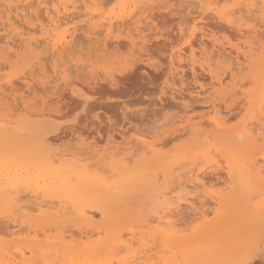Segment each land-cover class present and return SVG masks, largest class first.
<instances>
[{
	"label": "rangeland",
	"instance_id": "1",
	"mask_svg": "<svg viewBox=\"0 0 264 264\" xmlns=\"http://www.w3.org/2000/svg\"><path fill=\"white\" fill-rule=\"evenodd\" d=\"M77 1L78 5H80L81 0ZM168 1L169 0H99L98 2L100 4L97 2L98 5L93 7L90 5V2L85 0V4H87L89 9L82 7V9L84 8L83 11L80 10L81 8L79 7V12L78 10L76 12L82 14H78L79 17L72 23L64 26L59 32L55 33L52 43L61 35H66L67 38L66 43L57 50L56 57H51L50 53L48 54L46 49H44V45L46 44L45 39H47L48 36L41 31H37L33 35L34 40H37L39 37L37 41L43 44L38 56L35 58L31 57V59L27 54L20 53L17 54L18 56L15 54V57L9 55L12 59L9 60L10 57L8 53L6 51L5 53L0 51V93L2 94L0 95V131L5 129L6 131L4 130L5 132L3 131L2 133V135H5L4 133H7L9 129L13 128L17 133L14 134L15 136L12 139L11 136L13 134L9 135L8 141L11 143L0 144L2 148L0 149V180L8 183V179L18 177V180L24 182V185L19 187L17 191H19L20 195L23 194L22 198L26 196L25 198L28 199L32 196V189L45 183L42 175L45 169L44 156L46 153L47 155L49 153L68 154L66 159L71 164L76 163L88 166L89 162L92 164L93 161L97 159L94 158L92 160L89 158V156L94 154H91L93 152L91 151L93 147L95 148H93L95 152H103V150L106 151L107 148L111 146H125L139 138L145 137V134L148 132H152L150 136L153 135L155 138L147 139L150 143L155 140L156 143L157 141H159V143L162 141L165 142L163 146H157L161 158L164 157V166L162 165V161L158 162L150 158L151 155L146 156V158H144V160L146 159L145 161L142 160L143 162L141 161L137 165L134 164L135 166L131 164L129 167L125 168L122 164L117 163L122 170L124 168V174L128 175L126 177H131V180L135 181H132L133 185H131V189H129L127 193L120 194L115 197L114 200H109L107 198H102V200L101 197L100 199H96L98 204L96 206L105 209L107 215H102L101 210L97 209L94 204L93 206L89 204L87 207L92 208L93 211L96 212V216L91 223L81 221L75 216L67 214L56 223H52L53 225L50 224L52 225L51 227H44L45 229L47 228L46 230L48 231H44L42 226L37 228L38 230L42 228L43 232H45V234L38 232L39 236L42 235L40 237L42 242L44 239L43 243H45L46 237L50 238L56 236L59 231L62 230H65V232L67 231L66 234L69 236L74 234L76 240L78 238V240L81 239L79 235L80 230L82 232L89 231L88 237L82 238L84 242L81 240L78 242L77 250L81 253L83 252L81 251L83 248L88 247L85 251L92 248L95 250V253L91 254V259L90 255L87 256L90 260L86 259L85 261L84 259H80L79 262L81 263V261H83V263L87 262L91 264L92 262L97 264L94 262L97 260V262L101 261V263L98 264H111L110 261L113 260L112 263L115 264L117 263L116 258H120V256L122 258L124 255L127 256L129 252L123 250L125 253L119 251L117 254L109 249L108 244L118 235H122L125 240L131 239L132 235L131 233L129 234V232L134 231L133 240H130V242L133 245L136 244L132 250H137L139 247H142L143 244L148 243L150 247L152 246L155 248V251H167L168 257L174 256L177 260L182 261V264H264V257L261 256H264V220L257 221V219L253 218V216H264V186L262 188L258 183V169L260 166L263 167L260 176L263 177L262 180L264 182V164H258L256 166L258 169H253L255 171L248 170V162L251 159L257 158L260 162H263L261 159L264 155V141H260L256 145H253L252 143L250 144L248 138L243 139L242 135H240V131L245 127L247 122L252 120L256 117L255 115L259 113L261 104L257 106L258 108H256L257 104H255V106H253L255 110L252 105L253 102H255L254 100H256L254 99L256 96L255 94L262 88L261 85L263 84L262 82H264V59H262L260 63L252 64L244 73L242 72L239 74L237 77L239 78L240 76V78H237L238 80L235 81L236 83L229 82L224 84V93L220 88H213V86H211L213 84L211 75L207 70L201 68V66L206 65L208 61H206V59L204 60L200 54L202 48L200 44H207L209 47L207 48L212 51V45L220 43L228 47L230 45L242 46L244 45V40L236 32L235 27L220 18L224 17V13L226 12L225 8L211 6L209 4L201 7L196 0ZM16 2V0H9V2L8 0H0V4L2 3L1 5H3H0V9L3 11L12 3L16 6L18 4ZM30 2H32V4L34 2L35 10L32 8L31 10L34 11H32V13L30 10L29 16L32 13L33 19L39 17V20L35 18L33 22V24H35L34 26L37 27L38 25L36 24L41 25L46 19L45 12L41 10V13L38 0H25L23 4L25 6V4L27 5ZM239 2L242 7H246L245 5L248 6L251 0H239ZM159 4L161 7H159ZM81 5H83V3H81ZM206 8L207 11L205 10ZM213 8L215 9L212 11ZM128 10L130 11L128 12ZM2 11L0 12V27L1 23L3 24V22L6 21L4 16L2 18V14L5 15L4 11ZM197 11H205L204 14H206V19L204 21L199 20L198 26L195 27L194 18L197 17ZM87 12L91 14L89 13L87 15ZM35 13L39 15L36 16V14L34 16ZM42 14L45 19H41L43 18ZM14 15L15 14H13V16ZM111 23L113 24L112 27H110ZM117 25L118 27L116 28ZM199 25L203 26V29ZM136 28L137 30H135ZM143 30L146 32L144 31L143 33ZM137 32L139 35L136 34ZM6 33L8 34L7 36ZM10 34H13L14 37V32H11V30H0V36L4 35V37L1 36L4 40L1 46L6 44L5 40L12 39ZM183 35L184 37H182ZM207 35H209V37ZM129 37H131V39H129ZM91 38L94 39L90 40ZM40 39H42V41ZM115 40L121 41L124 44L122 46L123 48L118 47ZM127 40L129 42L130 40H132L131 42L134 41L133 46ZM108 41L110 44L107 43ZM209 41H211V44L213 42V44L211 45ZM107 44H109V46ZM191 44L193 47H191ZM112 45L114 46L112 47ZM103 46L104 49L102 48ZM116 46L117 48L115 49ZM144 46L146 48H143ZM180 55L182 57L180 58L181 62L178 61L180 60ZM20 59H22L21 65L18 63L21 62ZM197 61H200L199 64ZM172 63H174L173 65L176 68V72L174 68L171 70L173 66H171ZM224 64L225 63H221L218 66V71L217 67L215 68L214 66L216 70L214 73L222 74V72L224 73L228 70L229 63H227V65ZM192 65H194L196 74L192 71ZM252 66L254 67L252 68ZM219 67L221 68L219 69ZM197 68L201 69L199 70ZM56 70H60L61 73L56 72ZM173 72H175V75ZM248 74H250V76ZM29 75L31 77H29L28 80ZM246 75V80H244L242 77ZM185 76L186 78H184ZM251 76L253 77L252 80L250 79ZM255 76L256 78H254ZM113 78L116 80L114 79L112 81ZM196 81H201L200 83L203 85V90L200 89V83ZM244 83H246L245 86H243ZM189 86L192 87L190 88ZM175 87L177 89H175ZM13 88L15 90H13ZM235 89L237 91L240 89L244 90L247 96L250 94L247 101L245 103L243 102L244 104L242 107L240 106V104H242L240 103L242 99L234 100L235 97L231 98L232 94L236 91ZM198 90L203 94L201 93L198 96ZM211 92L214 93L212 94ZM174 94L177 96H185L184 101L178 102L177 99L173 98L176 96ZM216 95L219 97L215 98L214 96ZM208 97H214L216 100H219L221 105H224L222 108H227V111H230L226 115V111L222 110L227 118L225 121L226 127L223 130L218 131V128L216 130L214 125L207 126L209 116L202 117L201 115L208 105V103L205 102L204 104L203 102L201 103V101L205 98L207 99L205 100L208 101ZM199 99L200 102L198 101ZM192 101L195 104L199 103L197 104L198 107H194ZM236 102H239V104ZM185 105H188L185 107V109L187 108L186 110L184 108L182 109ZM99 106L100 108H98ZM114 107L115 109H113ZM17 112H19V114H17ZM247 116L248 118L246 119ZM200 122L203 125H199ZM176 125L179 127V130L182 127L193 125L191 129L188 128L191 134L175 141L176 139L174 140V137L179 134L175 132L178 130ZM236 129H238L237 132ZM226 130L227 132L225 133L224 131ZM141 132L143 133L141 134ZM149 133L147 136H149ZM169 133L171 134L166 135ZM237 133L239 134L237 135ZM201 134L203 136H201ZM159 135H161L160 138ZM233 136L236 138H233ZM44 138H49L50 140H47L49 143H43L42 141L45 140ZM12 146L13 148H11ZM9 149L10 151H8ZM46 149L49 150L44 151ZM28 151L31 154L27 153ZM80 158L81 160H79ZM138 158L139 157H137V159ZM12 159L15 161L13 165H11L10 162ZM233 163L236 168L233 166ZM170 164L172 166H170ZM13 167L15 170H13ZM155 167H157V169ZM165 168L168 169V171L173 169L172 172L170 171L172 173L171 175L183 173L182 171L188 174L191 168H193L192 170L197 168L194 170L195 172L201 171L202 173L205 172L204 174H208H206L207 176L205 177V186L199 188L197 191L200 198L197 197V193L194 194L196 196H194V198H196L197 210L195 211L190 207H185L183 213L181 211V213L179 212V214L173 218L178 225V237L183 240L182 243L188 244L183 249L180 244H170L171 247L168 244H164L165 240L162 237H159L156 242L153 241L154 238H150L153 235V229L151 227H156L157 223L151 222L152 224L150 223V227L142 220H138L140 217H137V213L141 211L138 209H141L146 195L150 193V189L152 188L151 190H153L154 187H156V189H162L163 185H165L166 180L163 179L162 176L164 171H166ZM150 169L152 170L151 173ZM229 169L232 175H229ZM212 170L214 172L216 171V173L212 172ZM11 172L12 174L9 175ZM19 172H21V174L17 175ZM139 175L141 177L137 179ZM189 177L187 175V178ZM236 177L237 179H235ZM51 186L54 185L51 184ZM132 186H137L138 188H132ZM187 186L189 192H192L193 189H190L192 188L190 184L187 183ZM261 188L263 189L262 191H260ZM193 193L191 194L193 195ZM217 198L224 199L225 202L223 203L225 204H214ZM205 203L207 205H205ZM8 207V205L6 206L5 204L3 205L2 202L0 203V233L2 232L0 234V244L3 245H0V248H3L0 249V264H38V257L37 261L33 259L32 261L28 252L24 257L20 254V250L28 247L30 240L35 239L36 233L34 230L25 229L17 238H9L6 235L4 229H7V226L8 229L11 228L15 230L11 227L14 222ZM204 210H208L209 212L205 218L201 215ZM199 212L200 214H198ZM147 213L148 212H146V214ZM246 214L250 217L243 219V216ZM150 218L151 217L148 219ZM10 220L12 222H10ZM23 221L25 222L26 220L24 219ZM5 223L6 225L4 226ZM44 224L47 226L49 225L48 223ZM142 224L146 226H143V228L140 227ZM9 225L11 226L9 227ZM51 228H53L52 231ZM12 239H15L13 243ZM50 240L52 239L50 238ZM27 241L29 243L28 245H26ZM90 241H92V243H90ZM6 242H11L10 245L16 246L10 250L13 254L19 252V259L16 254L13 255L10 252H5L4 244ZM23 242H25V245H23ZM31 244L34 245V241H32ZM100 245L107 246L104 247L103 250H99ZM159 246L164 247V249L162 248V250L161 247L159 249ZM169 252H171V254ZM120 253L124 255H120ZM94 255H97L98 258L94 257ZM25 258L26 260H24ZM62 259L63 257L61 255H49L47 261L48 264H69V261L67 263L65 259ZM102 260H105V263H102ZM39 264L45 263L41 261ZM76 264H79L78 261Z\"/></svg>",
	"mask_w": 264,
	"mask_h": 264
},
{
	"label": "bare ground",
	"instance_id": "2",
	"mask_svg": "<svg viewBox=\"0 0 264 264\" xmlns=\"http://www.w3.org/2000/svg\"><path fill=\"white\" fill-rule=\"evenodd\" d=\"M6 1V0H5ZM11 1V0H10ZM18 3L16 6L13 5V3L11 5H5L7 6V8H5L3 11L5 13V15H3L2 13V18L3 16L5 17L6 21L3 22V24L1 23V27L0 30L2 31H7V30H11V32H14V37L13 34L12 39H8L5 40V45L1 46V43H4L3 37L4 35H1L3 37L0 36V51H3V53H5V51L8 53V56H16L17 54H27L28 56H30V58H35L36 56H38L40 48H42L43 44H41V42L39 43V41L34 40L33 35L37 32V31H41L43 33H45L48 37L47 39H45V45H44V49H46V52H48V54L50 53L51 57H56V53L58 52L57 50H59L60 46H63L66 43V35L65 36H60L57 40H55L54 43V36L56 32H59L61 28H63L64 26H67L68 24L72 23L77 17H79V15H81L82 13H77L76 11L79 9V7L81 8L80 10L84 11V8L89 9V7L87 6V4H85V0H81L80 2L83 3V5H78V1L77 0H38L39 6L41 7L40 11L43 10L45 12V16L46 19L44 18V13L42 14L43 18L41 19H45L47 21H43V23L40 24H36L38 25L37 27H35L33 24L35 18L36 20H39V17H35L33 19V15H32V11H34V2L32 4V2L28 3L27 5L23 4V0H16ZM35 1V0H34ZM37 1V0H36ZM88 2H90V5L97 6V0H86ZM124 1V0H123ZM127 1V0H126ZM171 1V0H169ZM168 1V2H169ZM184 1V0H183ZM182 1V3H183ZM189 1V0H188ZM194 1V0H193ZM9 2V0H8ZM15 2V1H14ZM196 2L198 3L199 6H204L206 4H209L211 6H217V7H223L226 9V12L224 13V17H220L223 20H225L227 23H229L230 25H232L233 27L236 28V32L239 34V36L244 40V45L239 46V45H230L225 46V44H220L218 43L217 45H212L211 41L210 44L212 45V51L209 50L207 44H200L201 51L200 54L203 57V59L206 61H208V63L206 65L201 66V68L203 70H207V72L211 75V79L213 80V84L211 86H213V88H220L222 89L223 92V88H224V84H227L229 82L232 83H236L235 81L238 80L240 78L237 77L239 74H241L242 72L244 73V71H246L247 68H249L252 64L254 63H260L262 61V59H264V0H251V3L246 7H242L240 5L239 0H196ZM99 3V2H98ZM181 3V4H182ZM196 3V4H197ZM2 4V3H1ZM0 4V5H1ZM15 4V3H14ZM100 4V3H99ZM161 4V3H160ZM159 4V7H161ZM166 4V3H165ZM191 5V4H190ZM3 6V5H1ZM0 6V8H1ZM38 6V7H39ZM198 6V7H199ZM37 7V8H38ZM82 7H84L82 9ZM158 7V8H159ZM163 7V6H162ZM186 7V6H185ZM200 7V8H201ZM216 7V8H217ZM34 10H31V9ZM36 8V9H37ZM147 8V7H146ZM188 8V6H187ZM199 8V9H200ZM155 9V8H154ZM202 9V8H201ZM209 9V8H208ZM215 8L212 9V11ZM1 10V9H0ZM31 10V15L29 16V12ZM74 12H73V11ZM203 10V9H202ZM207 11V8L205 9ZM224 10V9H223ZM2 11V10H1ZM0 11V12H1ZM2 11V12H3ZM39 11V10H37ZM130 10H128L129 12ZM36 12V11H35ZM79 12V10H78ZM192 12V11H191ZM198 12V11H197ZM205 11L202 12H198L197 17L194 18V22H195V27L198 26V21L202 20L204 21L206 18V14H204ZM219 12V11H218ZM39 13V12H37ZM35 13L34 16L37 14ZM42 13V11H41ZM90 12H87V15ZM157 13V12H156ZM155 13V14H156ZM193 13V12H192ZM195 13V12H194ZM211 13V12H210ZM216 13V12H215ZM13 14H15L13 16ZM79 14V15H78ZM91 14V13H90ZM208 14V13H207ZM39 14H37L36 16H38ZM120 15V14H119ZM163 15V14H162ZM212 15V14H211ZM149 16V15H148ZM147 16V17H148ZM134 18V17H133ZM1 19V17H0ZM33 19V20H32ZM160 19V18H159ZM214 19V18H213ZM216 19V18H215ZM4 20V19H3ZM89 20V19H88ZM79 21V20H78ZM95 21V20H94ZM118 21V20H117ZM211 21V20H210ZM45 22V23H44ZM84 22V21H83ZM131 22V21H130ZM97 23V22H96ZM95 23V25H96ZM107 23V21H106ZM115 24V23H114ZM118 24V23H117ZM128 24V22H127ZM40 25V27H39ZM105 25V24H104ZM112 23L110 25V27H112ZM121 25V24H119ZM131 25V24H129ZM29 26V27H27ZM87 26V25H86ZM115 26V25H114ZM125 26V25H124ZM128 26V25H127ZM200 26V25H199ZM118 27V25L116 26V28ZM203 29V26H200ZM115 28V29H116ZM130 28V27H129ZM140 28V27H139ZM142 28V27H141ZM199 28V27H198ZM195 29V28H193ZM200 29V28H199ZM228 29V28H227ZM80 30V29H78ZM89 30V29H88ZM87 30V31H88ZM126 30V29H124ZM137 30V28L135 29ZM134 30V31H135ZM106 31V29H105ZM115 31V30H114ZM131 31V30H130ZM142 31V30H140ZM139 31V32H140ZM145 30H143L144 33ZM9 32V31H8ZM90 32V31H89ZM99 32V31H98ZM123 32V31H122ZM146 32V31H145ZM195 32V31H193ZM10 33V32H9ZM86 33V32H85ZM92 33V32H91ZM96 33V31H95ZM94 33V34H95ZM110 33V32H109ZM205 33V31H204ZM75 34V33H74ZM100 34V33H99ZM102 34V32H101ZM132 34V33H131ZM135 34V33H133ZM137 35L138 32L136 33ZM135 34V36H137ZM194 34V33H193ZM207 34V33H206ZM8 34L6 33V36ZM92 35V34H91ZM97 35V34H96ZM95 35V36H96ZM124 35V34H123ZM5 36V37H6ZM77 36V35H76ZM134 36V35H133ZM145 36V35H144ZM147 36V35H146ZM194 36V35H193ZM192 36V37H193ZM204 36V34H203ZM209 37V35H207ZM10 37V36H9ZM93 37V35H92ZM103 37V36H102ZM184 37V35L182 36ZM201 37V36H200ZM205 37V36H204ZM100 38V37H99ZM98 38V39H99ZM133 38V37H132ZM144 38V37H143ZM148 38V37H147ZM5 39V38H4ZM94 39V38H93ZM92 38L90 40H93ZM96 39V38H95ZM105 39V38H104ZM103 39V40H104ZM129 39H131V37H129ZM137 39V38H135ZM186 39V38H185ZM200 39V38H199ZM3 40V41H2ZM42 41V39H40ZM214 40V39H213ZM101 41V40H100ZM116 41V40H115ZM128 41V40H127ZM132 40H130V44L133 46V42H131ZM200 41V40H199ZM204 41V40H203ZM96 42V41H95ZM105 42V40H104ZM114 42V41H113ZM208 42V41H207ZM44 43V42H42ZM97 43V42H96ZM101 43V42H100ZM109 43V41L107 42ZM115 43H117L118 47H122L124 44L121 41H116ZM139 43V42H137ZM136 43V44H137ZM103 44V43H102ZM105 44V43H104ZM110 44V43H109ZM109 44H107L109 46ZM112 44V43H111ZM114 44V43H113ZM140 44V43H139ZM73 45V44H72ZM130 45V46H131ZM75 46V45H74ZM100 46V45H99ZM114 45H112L113 47ZM117 46L115 47V49L117 48ZM127 46V45H126ZM137 46V45H136ZM146 46V44H145ZM143 48H146V47ZM72 47V46H71ZM112 47H110L111 49H113ZM191 47L192 44H191ZM208 47V48H207ZM89 48V47H88ZM104 49V46L102 47ZM108 48V47H107ZM123 48V47H122ZM128 48V47H127ZM126 48V49H127ZM210 48V49H211ZM66 49V48H65ZM64 49V50H65ZM69 49V48H67ZM72 49V48H71ZM74 49V47H73ZM95 49V47H94ZM100 49V47H99ZM102 49V50H103ZM135 49V48H134ZM139 49V48H137ZM215 49V50H213ZM70 50V49H69ZM68 50V51H69ZM98 50V49H97ZM110 50V49H109ZM120 50V49H118ZM133 50V49H132ZM146 50V49H145ZM106 51V50H105ZM45 52V53H46ZM60 52V51H59ZM136 52V49H135ZM142 52V51H141ZM67 53V52H65ZM71 53V52H70ZM74 53V52H73ZM72 53V54H73ZM184 53V52H183ZM16 54V55H15ZM47 54V53H46ZM193 54V53H192ZM71 55V54H70ZM9 56V57H10ZM18 56V55H17ZM21 56V55H20ZM200 56V57H201ZM198 57V56H197ZM31 58V59H32ZM60 58V57H59ZM182 58L181 55L179 56V59ZM28 59V57H27ZM42 59V58H41ZM202 59V60H203ZM243 59V60H242ZM7 60V59H6ZM9 60H12L11 57L9 58ZM22 59H20L21 61ZM194 60V58H193ZM31 61V60H30ZM35 61V60H34ZM179 62H181V59L178 60ZM190 61V60H189ZM25 62V61H24ZM29 62V61H28ZM198 64L200 61H197ZM202 62V61H201ZM19 65L22 64L21 62H18ZM21 63V64H20ZM203 63V62H202ZM225 63L224 65L229 66L228 70H226L225 67V72L222 74L218 73H214V71H216L214 69L217 67V71H218V66L220 64ZM34 64V63H33ZM83 64V63H82ZM174 63L171 64V66ZM3 65V63H2ZM7 65V64H6ZM38 65V64H37ZM179 65V64H178ZM32 66V65H31ZM34 66V65H33ZM180 66V65H179ZM192 71L194 74L195 73V68L194 65H192ZM200 66V65H199ZM188 67V66H187ZM254 66H252L253 68ZM34 68V67H32ZM174 68V71L176 70V68L174 67V65L171 67V70ZM179 68V67H178ZM189 68V67H188ZM200 68V69H201ZM221 67H219L220 69ZM223 68V67H222ZM259 68V67H258ZM31 69V68H30ZM191 69V68H189ZM188 69V71H189ZM199 69V68H197ZM199 69V70H200ZM255 69V68H254ZM63 70V69H62ZM170 70V71H171ZM178 70V69H177ZM259 70V69H256ZM133 71V70H131ZM191 71V72H192ZM249 71V70H248ZM34 72V71H33ZM36 72V71H35ZM56 72H60V70H56ZM176 72V71H175ZM175 72H173V74L175 75ZM221 72V71H220ZM250 72V71H249ZM59 73V74H60ZM64 73V72H63ZM172 73V72H171ZM205 73V72H204ZM255 73V72H254ZM259 73V71H258ZM208 74V75H209ZM220 74V75H219ZM33 75V74H30ZM28 76V80L29 77ZM178 75V74H177ZM181 75V74H180ZM192 75V74H191ZM201 75V74H200ZM250 76V74H248ZM193 76V75H192ZM196 76V75H195ZM40 77V76H39ZM182 77V76H181ZM199 77V75H198ZM196 77V78H198ZM247 75L242 78H244V80H246ZM174 78V77H173ZM186 78V76L184 77ZM238 78V79H237ZM252 76H251V80H252ZM256 78V76L254 77ZM25 79V78H23ZM115 78L112 79V81ZM188 79V78H187ZM194 79V78H193ZM262 79V77H261ZM116 80V79H115ZM179 80V79H178ZM198 80V79H197ZM242 80V79H241ZM240 80V81H241ZM31 81V80H30ZM199 81V80H198ZM249 81V80H248ZM264 81V80H263ZM13 82V81H11ZM116 82V81H115ZM186 82V81H183ZM197 82V81H196ZM201 82V81H200ZM197 82V83H200ZM252 82V81H251ZM256 82V81H255ZM262 82V81H260ZM175 83V82H174ZM247 83V81H246ZM241 84L243 86H245V84ZM250 83V82H249ZM263 86L261 85L262 88H260V90L258 91L257 94H255V98L256 100H254L255 102H253V106L256 105V108H258L257 106L260 105L259 107V113L257 115H255L256 117H254L252 120H250L249 122H247V124L245 125V127L240 131V135H242V138H248L250 144L252 143L253 145H256L258 142L260 141H264V82H262ZM10 84V83H9ZM13 84V83H12ZM257 84V83H256ZM15 85V84H13ZM27 85V84H26ZM187 85V84H186ZM240 85V87H241ZM259 85V84H258ZM33 86V85H32ZM36 86V85H34ZM188 86V85H187ZM236 86V84H235ZM242 86V87H243ZM190 87V86H189ZM192 87V86H191ZM190 87V88H191ZM194 87V86H193ZM32 88V87H31ZM30 88V89H31ZM182 88V87H181ZM199 88V87H198ZM216 88V89H217ZM236 88V87H235ZM34 89V87H33ZM175 89H177L175 87ZM185 89V88H184ZM187 89V88H186ZM193 89V88H192ZM200 89L203 90V85H201L200 83ZM211 89V88H210ZM233 89V88H231ZM230 89V91H231ZM237 89V88H236ZM235 89V90H236ZM13 90H15L13 88ZM180 90V89H179ZM194 90V89H193ZM239 90V89H238ZM178 91V90H177ZM190 91V90H189ZM208 91V90H207ZM240 91V92H239ZM239 91H235L231 98L235 97L234 100H238V99H242V101L240 103V106L242 107V105L247 101V98L250 97L247 96V93L244 90H239ZM257 91V90H256ZM184 92V91H183ZM192 92V90H191ZM204 92V91H203ZM206 92V90H205ZM177 93V92H176ZM182 93V91H181ZM180 93V94H181ZM202 92L200 90L197 91L198 96L201 94ZM212 93V92H211ZM210 95L212 96V93ZM224 93V92H223ZM190 94V93H188ZM203 94V93H202ZM205 94V93H204ZM230 94V92H229ZM0 95H2L0 93ZM172 95V94H171ZM176 95V94H174ZM185 97V96H184ZM184 97L182 95L180 96H175L173 98L177 99L178 102L180 101H184ZM190 97V96H189ZM194 97V96H193ZM192 97V98H193ZM197 97V96H196ZM215 98L219 97V96H214ZM214 97H208L209 100L206 101L205 99H203V101H201V103L203 102L205 104L208 103L206 110L201 114L202 117L205 116H209V122L207 124V126H212L214 125L216 130L217 128L220 130H223L226 127V116L225 114L222 112V110L226 111V115L230 112L227 111L226 109H223L221 105V103L219 102V100H216ZM230 97V96H228ZM4 98V97H3ZM195 99V98H194ZM172 100V98H171ZM228 100V99H227ZM200 102V99L198 100ZM193 102V101H192ZM195 102V100H194ZM193 102L194 107L197 106V104H195ZM239 102H236L239 104ZM244 102V103H243ZM175 103V102H174ZM20 104V103H19ZM25 104V103H24ZM180 104V103H178ZM224 104V103H222ZM248 104V103H247ZM14 105V104H13ZM12 105V106H13ZM99 105V104H98ZM175 105V104H174ZM11 106V107H12ZM103 106V103H102ZM169 106V105H168ZM179 106V105H177ZM182 106V104H181ZM180 106V107H181ZM188 105H185L184 107H182V109ZM192 106V104H191ZM10 107V108H11ZM25 107V106H24ZM96 107V106H95ZM104 107V106H103ZM170 107V106H169ZM198 107V106H197ZM204 107V108H205ZM27 108V107H26ZM100 108V106L98 107ZM107 108V107H106ZM190 108V107H189ZM203 108V107H201ZM255 110V107H253ZM16 109V108H15ZM115 109V107L113 108ZM187 109V108H186ZM185 109V110H186ZM193 109V108H192ZM191 109V110H192ZM19 110V109H18ZM16 110V111H18ZM184 110V111H185ZM183 111V112H184ZM188 111V110H187ZM253 111V110H252ZM20 112V110H19ZM19 112H17V114H19ZM193 112V111H192ZM21 113V112H20ZM26 113V112H25ZM36 113V112H35ZM14 114V113H12ZM25 115V114H24ZM15 117V116H14ZM183 117V116H182ZM181 117V118H182ZM248 118V116L246 117V119ZM194 119V118H192ZM191 119V120H192ZM182 120V119H181ZM180 121V120H179ZM244 124V123H243ZM17 125V124H16ZM199 125H203L201 122L199 123ZM186 126V125H185ZM191 125H188V127H182L179 130V127L176 125V127L178 128V130H174L175 132H177V136L174 137L175 141H178L179 138H183L186 135L191 134L190 130L188 128H192ZM16 127V126H15ZM11 128V127H10ZM7 129V127H6ZM239 129V128H238ZM236 129V132L237 130ZM5 130V129H4ZM0 131V144L3 145L4 143H8L10 141H8L9 139V135L11 136V139L15 136L14 134H17L15 132V130L9 129L7 131V133H4L5 135H2L3 131ZM18 130V129H17ZM195 130V129H194ZM215 130V131H216ZM6 131V130H5ZM4 131V132H5ZM192 131V130H191ZM211 131V130H210ZM217 131V132H218ZM161 132V131H160ZM173 132V131H172ZM213 132V131H212ZM216 132V134H217ZM225 133L227 132L224 131ZM143 132H141L142 134ZM146 133V132H144ZM149 133V132H148ZM145 134L146 136L143 138H139L136 141H133L131 143L126 144L125 146L122 147H117V146H111L109 148H107L106 151L103 150V152H95V150H93V148L91 149V151H93L91 154V156H89L90 159H94L97 158L96 160L93 161V163L91 164V162L88 163V166H83V165H79L76 163L71 164L69 161H67L66 159V154H53V153H49L47 155V153L44 156V162H45V169L43 170V181H45V183L43 185H38L37 187H35L34 189H32L31 191V198H25L26 196H24L22 198V195H20L19 191H17V189L21 186L24 185V182H21L18 180V177L15 178H10L8 179V183H5L4 181L0 180V203L2 202L3 205L5 204L6 206L8 205L9 209L11 211H9V213H11V217H13V225H9V227L11 226L13 229L11 228L8 229H4L6 232V235L10 238V237H16L23 232V230L28 229V230H34L36 233V236L34 237V240H30V244L32 243V241H34V245L33 244H29L28 241L26 243V245L29 244L28 247L23 248L20 250V254L24 257L26 254L30 255L31 260L33 259L34 261L39 258V262L38 264L42 261L45 264H48L47 258L49 257V255H61L63 257L62 260L65 259V262L69 264H76V262L78 261L79 264H88L83 263V261H81V263L79 262L80 259H84L86 261L90 260L92 258L91 254L95 253V250H93L92 248L88 251L87 250L88 247L83 248L81 251L83 252H79V250H77L78 248V242L81 240L84 242V240L82 238L88 237V232L89 231H85L82 232L80 230V240H76V238L74 237V234L72 235H67L65 230L59 231V233L56 236H52L50 237L52 240H50L49 237H46L45 239V243L44 239L42 242V239H40L38 232H41L43 234H45V232H43L44 227H51L54 223H56L59 219H61L63 216L69 214V215H73L76 218L80 219L81 221H86L87 223H91L95 216H96V212L93 211L92 208L87 207V205L89 204H94V206L98 205L96 202V199H101L102 198H107L109 200H114L115 197L119 196L120 194L123 193H127L129 191V189H131V185H133L132 181L135 180H131V177H126L128 175L124 174V168L122 170V168H120V166H118L117 163L122 164L123 166L129 167V165H137L139 164L142 160H144V158H146V156L151 155L150 158H152L155 161H162V165L164 163L163 158H161L159 150L157 149V146L160 145H164L165 142L164 141H160L161 143H159V141L156 140L152 141L150 143L149 138L153 139L155 138L153 135L149 136ZM206 133V132H205ZM203 133V134H205ZM221 133V132H219ZM140 134V133H139ZM140 134V135H141ZM166 134V135H170ZM173 134V133H172ZM239 133H237L238 135ZM234 135V134H233ZM236 135V136H237ZM161 135H159L160 138ZM163 136V135H162ZM201 136H203L201 134ZM211 136V135H210ZM218 136V135H217ZM51 137V136H50ZM164 137V136H163ZM172 137V136H171ZM158 138V139H159ZM200 138V137H199ZM233 138H236L233 136ZM45 139V138H44ZM49 139V138H48ZM48 139H45L44 141H42L43 143H49V141H47ZM112 139V138H111ZM189 139V138H188ZM212 139V138H211ZM43 140V138H42ZM50 140V139H49ZM173 140V139H172ZM199 140V139H197ZM132 141V139H131ZM246 141V140H245ZM129 142V140H128ZM164 142V143H163ZM173 142V141H172ZM198 142V141H197ZM196 142V143H197ZM11 143V142H10ZM245 143V142H244ZM16 144V143H15ZM195 144V143H194ZM41 145V144H40ZM46 147V146H45ZM48 147V146H47ZM8 148V147H7ZM13 148V146L11 147ZM0 149H2L0 147ZM4 149V147H3ZM50 149V148H49ZM48 149V150H49ZM90 149V147H89ZM95 149V148H94ZM47 149L44 151H48ZM53 150V149H52ZM98 150V149H96ZM102 150V149H101ZM195 150V149H194ZM10 151V149L8 150ZM14 151V150H13ZM66 151V150H65ZM69 151V150H68ZM89 151V150H88ZM181 151V150H180ZM192 151V150H191ZM55 152V151H52ZM161 152V151H160ZM257 152V151H256ZM27 153H30L29 151ZM69 153V152H68ZM31 154V153H30ZM71 154V153H70ZM82 154V153H81ZM228 154V153H227ZM29 155V154H28ZM73 155V154H72ZM84 155H88V154H84ZM257 155V154H256ZM27 156V155H26ZM74 156V155H73ZM21 157V156H20ZM137 157H139L137 159ZM25 158V157H24ZM79 158V157H78ZM143 158V159H142ZM83 159V158H82ZM16 160V159H15ZM81 160V158L79 159ZM84 160V159H83ZM88 160V159H87ZM148 160V158H147ZM263 162H260V160H258L257 158L251 159L248 162V170H252L255 171L253 169H258V167H256L258 164L262 165L264 164V155L261 159ZM85 161V160H84ZM142 161V162H143ZM245 161V160H244ZM11 165L14 164V160L12 159L11 161ZM88 162V161H87ZM145 163V162H144ZM240 163V162H239ZM143 164V163H142ZM166 164V163H165ZM20 165V164H19ZM18 165V166H19ZM121 165V166H122ZM134 165V166H135ZM168 165V164H167ZM133 166V167H134ZM164 166V165H163ZM169 166V165H168ZM170 166H172L170 164ZM212 166V165H209ZM234 166V163H233ZM213 167V166H212ZM217 167V166H216ZM235 167V166H234ZM149 168V167H148ZM157 169V167H155ZM164 168V167H163ZM211 168V167H210ZM215 168V167H214ZM228 168V167H227ZM236 168V167H235ZM242 168L244 169V167L242 166ZM262 166L259 167L258 169V173H259V179H258V183L259 186L263 188V177L260 176V174L262 173ZM22 169V168H21ZM190 169V167H189ZM193 168H191V170L188 172V174H186L187 172L184 173V171H182L183 173H179L177 175H171L172 170L168 171V169L165 168L166 171H164L163 173V179L166 180L165 185H163L162 189H156V187L153 188V190L150 189V193L146 195L143 203H142V207L141 210L137 213V217H140V219L138 220H142L143 222L147 223V226H150V223H157L156 227H151L153 229V235L150 238H154L153 241H157V239L159 237L164 238L165 243L164 244H168L170 247V244H180L182 246V249L188 245L187 243H182L183 240L181 238L178 237L177 232L178 230V225L177 223L174 221V217L177 216V214H179V212L182 213L185 210V207H190L192 210H197L196 207V201L194 198V194L197 193V191L199 190V188L204 187L205 186V177L208 175L200 172H195L194 170H196L194 168V170H192ZM238 169V168H237ZM236 169V170H237ZM13 170H15V168L13 167ZM32 170V169H31ZM142 170V169H141ZM151 170V169H150ZM228 170V169H227ZM247 170V169H246ZM247 170V171H248ZM139 171V170H138ZM194 171V172H193ZM13 172V171H12ZM9 173V175L12 174ZM15 172V171H14ZM33 172V171H32ZM131 172V171H130ZM152 172V170L150 171V173ZM212 172H214L212 170ZM144 173V172H143ZM142 173V176H143ZM146 173V172H145ZM216 173V171L214 172ZM229 175H232V172L229 169ZM21 172L17 173V175H20ZM25 174V173H24ZM23 174V175H24ZM138 174V173H137ZM186 175V176H185ZM187 175L189 178H187ZM234 175L236 176V174L234 173ZM243 175V174H242ZM29 176V175H28ZM27 176V177H28ZM130 176V175H129ZM147 176V174H146ZM186 178H185V177ZM240 176V175H239ZM246 176V175H245ZM3 177V176H2ZM115 177V178H114ZM140 179V175L138 176ZM160 177V175H159ZM4 178V177H3ZM6 178V177H5ZM32 178V177H31ZM135 178V179H136ZM149 178V177H148ZM185 178V179H184ZM25 179V178H24ZM28 179V178H27ZM150 179V178H149ZM152 179V178H151ZM234 179V178H232ZM237 179V177L235 178ZM30 180V179H29ZM32 180V179H31ZM142 180V179H141ZM148 180V179H147ZM35 181V180H34ZM41 181V180H40ZM140 181V180H139ZM33 182V181H32ZM31 182V183H32ZM142 182V181H140ZM42 183V182H41ZM187 183L190 184V186L192 188H190L191 190L193 189V191L191 193H193V195L189 192ZM54 185V186H51ZM139 184V183H138ZM142 184V183H141ZM146 184V183H145ZM140 185V184H139ZM157 185V184H156ZM161 185V184H160ZM185 185V186H184ZM189 186V187H190ZM133 187H137V186H132ZM144 187V186H143ZM138 188V187H137ZM161 188V187H160ZM260 189V191H262L263 189ZM262 193V192H261ZM191 194V195H190ZM123 196V195H121ZM196 197V196H195ZM197 197L200 198V196L197 193ZM25 198V199H24ZM27 199V200H26ZM33 199V200H32ZM32 200V201H31ZM103 200V199H102ZM224 199H218L214 201V204L220 205L223 202H225ZM142 201V200H141ZM120 202V201H119ZM234 202V201H233ZM99 203V200H98ZM126 203V202H125ZM198 203V202H197ZM225 204V203H223ZM204 205V204H203ZM205 205H207L205 203ZM2 206V205H1ZM91 206V205H90ZM227 206V205H226ZM97 209L101 210L102 215H107V212L105 209L101 208L100 206H96ZM104 207V206H103ZM223 207V206H222ZM228 207V206H227ZM189 208V209H190ZM95 209V208H94ZM184 209V210H183ZM231 209V208H230ZM248 209V208H247ZM231 211V210H230ZM229 211V212H230ZM249 211V210H247ZM146 212H148L146 214ZM98 213V212H97ZM208 210H204L201 215L203 216V218L206 217V215L208 214ZM4 214V213H3ZM146 214V215H145ZM200 214V212L198 213ZM248 214V213H247ZM245 215L243 216V219L249 218V215ZM10 216V215H9ZM3 217V216H1ZM7 217V216H6ZM149 217H151L150 219H148ZM259 217V218H258ZM242 218V217H241ZM253 218L258 220H264V216H253ZM3 219V218H1ZM26 220L25 222L23 220ZM109 219V218H108ZM148 219V220H147ZM12 220V218H11ZM10 220V222H12ZM7 221V220H6ZM4 221V222H6ZM254 222V221H253ZM260 222V221H259ZM1 223V222H0ZM44 223H48L49 225L47 226ZM53 223V224H52ZM135 223V222H134ZM151 223V224H152ZM9 224V223H8ZM7 224V225H8ZM52 224V225H50ZM144 224V223H143ZM140 225V227L143 228V226L146 225ZM263 224V223H262ZM2 225V224H1ZM6 225V223L4 224V226ZM46 225V226H43ZM42 226L41 229H37L40 228ZM2 227V226H1ZM20 227V228H18ZM61 227V226H59ZM58 227V229H59ZM5 228V227H4ZM46 228V229H47ZM44 228V231L46 230ZM53 228H51L52 231ZM132 229V228H131ZM135 229V228H134ZM8 230V231H6ZM84 230V229H83ZM133 230V229H132ZM2 231V230H1ZM48 231V230H46ZM103 231V230H102ZM32 232V231H31ZM2 233V232H1ZM0 233V234H1ZM92 233V232H91ZM102 233V232H101ZM131 233L132 238L131 239H124L122 235H118L117 237L113 238L111 240V242L108 244V247L111 251L116 252L118 254L119 251L125 253L126 250L129 252L128 255H124L123 253H120V255H124L122 258L120 256V258H116L117 263L118 264H182V261L177 260L174 256H170L168 257V252L163 250L164 247L159 246V249L161 247L162 252L155 251L154 247H150L148 243H145L142 245V247H139V249L135 250L132 248H134V245L136 244H131L130 240H133V233H135L134 231L129 232V234ZM31 234V233H30ZM97 234V233H96ZM95 234V235H96ZM3 235V234H2ZM126 235V234H125ZM24 236V235H23ZM263 236V235H262ZM7 237V238H8ZM28 238V237H27ZM2 239V238H1ZM15 239H12V243ZM48 240V241H46ZM105 240V239H104ZM218 240V239H217ZM8 241V239H7ZM11 241V240H10ZM89 241V240H86ZM90 243H92V241H90ZM11 242L9 243H5L4 247H5V252H10L11 254H13V252H11L10 249H13L16 246H12L10 245ZM87 244V243H85ZM95 244V243H94ZM157 244V243H156ZM1 245V244H0ZM6 245V246H5ZM23 245H25V242H23ZM89 245V244H88ZM92 245V244H91ZM96 245V244H95ZM154 245V244H153ZM3 246V245H1ZM12 246V248H11ZM107 246V245H106ZM106 246H102L100 245L99 250H103L104 247ZM164 246V245H163ZM91 247V246H90ZM177 247V246H175ZM180 247V246H179ZM178 247V248H179ZM3 249V248H0ZM157 249V248H156ZM166 249V246H165ZM27 250V251H26ZM98 250V251H99ZM125 250V252L123 251ZM168 250V249H167ZM13 251V250H12ZM155 251V252H154ZM174 251V250H173ZM172 251V252H173ZM28 252V253H27ZM176 252V251H175ZM19 253V252H18ZM18 253H14L17 255L18 259H19V255ZM171 254V252H169ZM180 253V252H179ZM188 253V252H187ZM263 253V252H262ZM13 254V255H14ZM99 254V253H98ZM115 254V255H117ZM7 255V254H6ZM27 255V257H28ZM90 255V259L87 258V256ZM105 255V254H104ZM107 255V254H106ZM187 255V254H186ZM185 255V256H186ZM118 256V255H117ZM178 256L180 257V255L178 254ZM182 256V254H181ZM262 257H264L263 255H261ZM259 256V257H261ZM16 257V256H15ZM38 257V258H37ZM52 257V256H51ZM94 257H97V255H94ZM93 257V258H94ZM108 257V256H107ZM112 257V256H111ZM178 257V259H179ZM41 258V261H40ZM96 258V259H97ZM110 258V257H109ZM108 258V259H109ZM95 259V258H94ZM93 259V260H94ZM101 259V258H100ZM114 259V258H113ZM185 259V258H184ZM183 259V260H184ZM26 260V258L24 259ZM29 260V259H28ZM32 260V261H33ZM107 260V259H106ZM111 260V258H110ZM115 260V259H114ZM115 260V261H116ZM256 260V259H255ZM4 261V260H3ZM105 261V260H104ZM102 260V263L104 262ZM113 261V260H112ZM111 264H114L112 263ZM186 261V259H185ZM30 262V261H29ZM50 262V261H49ZM89 262V261H88ZM96 262L101 263V261ZM255 262V261H254ZM32 263V262H31ZM35 263V262H34ZM105 263V262H104ZM115 263V264H117ZM51 264V263H50ZM65 264V263H64ZM91 264H95L92 263ZM107 264V263H106ZM184 264V263H183ZM186 264V263H185ZM207 264V263H206Z\"/></svg>",
	"mask_w": 264,
	"mask_h": 264
}]
</instances>
